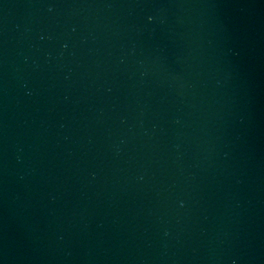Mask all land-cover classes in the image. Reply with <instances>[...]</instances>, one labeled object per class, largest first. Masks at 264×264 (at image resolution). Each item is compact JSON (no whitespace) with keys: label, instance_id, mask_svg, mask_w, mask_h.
Returning <instances> with one entry per match:
<instances>
[{"label":"water","instance_id":"95a60500","mask_svg":"<svg viewBox=\"0 0 264 264\" xmlns=\"http://www.w3.org/2000/svg\"><path fill=\"white\" fill-rule=\"evenodd\" d=\"M0 264H264V0H0Z\"/></svg>","mask_w":264,"mask_h":264}]
</instances>
